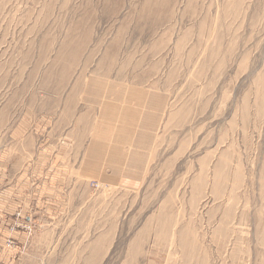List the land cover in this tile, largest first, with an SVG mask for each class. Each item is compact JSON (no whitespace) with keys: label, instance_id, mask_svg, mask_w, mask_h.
I'll list each match as a JSON object with an SVG mask.
<instances>
[{"label":"rangeland","instance_id":"1","mask_svg":"<svg viewBox=\"0 0 264 264\" xmlns=\"http://www.w3.org/2000/svg\"><path fill=\"white\" fill-rule=\"evenodd\" d=\"M0 264H264V0H0Z\"/></svg>","mask_w":264,"mask_h":264},{"label":"crops","instance_id":"2","mask_svg":"<svg viewBox=\"0 0 264 264\" xmlns=\"http://www.w3.org/2000/svg\"><path fill=\"white\" fill-rule=\"evenodd\" d=\"M108 109L104 107L102 113L110 116L112 112ZM129 112L130 110L124 111V115H128ZM128 119L121 122L124 124L120 126L116 137L109 132H104L103 137L94 141L91 135L86 149L83 150L81 160L79 157L69 159L72 163L80 162L76 168H69L75 179L95 181L107 187L124 189H132L139 184L144 151L134 148L138 142L139 130H133ZM135 124L141 126L138 122ZM73 149L76 152L77 147L74 146ZM54 183L56 181L52 184Z\"/></svg>","mask_w":264,"mask_h":264}]
</instances>
